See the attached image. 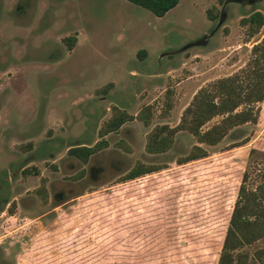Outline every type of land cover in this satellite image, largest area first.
I'll list each match as a JSON object with an SVG mask.
<instances>
[{"label":"rangeland","instance_id":"374dc122","mask_svg":"<svg viewBox=\"0 0 264 264\" xmlns=\"http://www.w3.org/2000/svg\"><path fill=\"white\" fill-rule=\"evenodd\" d=\"M15 1L0 0V43L36 28V48L12 40L10 54L0 50V264H217L241 174L249 163L252 184L264 167V97L254 123L204 146L202 158L178 163L194 144L183 131L163 153H146L144 140L156 124L174 126L200 86L243 65L264 35V23L250 37L238 23L251 6L227 3L211 30L218 0H177L162 16L129 0H37L33 22L20 26L30 14L15 16ZM254 7L264 16V0ZM66 33L73 50L50 60ZM146 105L148 125L132 118L103 136L94 174L91 159L66 154L100 140L113 106L134 117ZM137 162L154 170L125 178ZM262 245L241 249L246 264H258L252 252Z\"/></svg>","mask_w":264,"mask_h":264},{"label":"trees","instance_id":"16d2710c","mask_svg":"<svg viewBox=\"0 0 264 264\" xmlns=\"http://www.w3.org/2000/svg\"><path fill=\"white\" fill-rule=\"evenodd\" d=\"M140 5L156 16H162L174 7L177 0H129ZM224 7L233 0H218ZM245 4L249 0H238ZM251 10L239 18L240 26L246 27L248 37L257 33L264 23L263 14L254 7L255 0H251ZM210 10H206L209 20L214 18ZM214 30V27L211 28ZM144 51L139 50L136 55L143 58ZM164 93V109L167 111L171 104ZM264 97V35L251 44L247 59L237 70L229 75L216 78L200 86L191 96L187 105L181 110L177 123L174 126L156 124L146 134L144 151L149 154L166 152L173 144L178 131L192 136L194 144L188 153L179 158L178 163L196 160L206 156L204 146H213L224 138L230 131L246 123H254L258 115L257 104ZM151 106H144L138 110L134 117L126 114L122 109L113 106L110 116L102 123L98 130L100 140L92 145H78L67 149L66 154L85 163L93 161L89 172H96L100 165L97 152L106 145L103 136L115 131L124 122L135 118L143 125L150 121ZM215 120L207 124L212 119ZM128 149V147L126 148ZM253 150L250 151V153ZM113 171H120V161L111 159L106 162ZM264 166V163H263ZM154 170V166L137 162L125 173V178L132 179L141 174ZM256 179L249 184V163L243 170L237 188L236 198L233 202L227 226L222 238L217 264H246L247 253L241 249L255 241L264 238V167L255 168ZM252 257L258 264H264V245L252 252Z\"/></svg>","mask_w":264,"mask_h":264},{"label":"flooded vegetation","instance_id":"af4514ba","mask_svg":"<svg viewBox=\"0 0 264 264\" xmlns=\"http://www.w3.org/2000/svg\"><path fill=\"white\" fill-rule=\"evenodd\" d=\"M26 1H28V0H16L13 4H12V6H13V10H14V15L15 16H17V15H19V14H24V13H27V12H29V16L27 17V19H23V20H21V21H18V22H15V24L16 25H20V26H22L23 24H29V22L32 20V22H33V17H34V13H35V11H36V7H37V0H31V5L29 6V9H28V11H26L25 12V9H24V6H25V4H23V3H25ZM48 5V4H47ZM0 8H2V4L0 5ZM84 11V10H83ZM33 15V16H32ZM54 17L52 16V17H48L47 18V22H45L43 25H42V27H41V30L40 31H42V30H48V29H51L52 28V24H53V22H54ZM31 22V23H32ZM77 24H80V26L83 28V26L81 25V22L80 21H78V22H76V25ZM75 25V26H76ZM36 26H37V23H36ZM72 27V26H71ZM71 27H69L68 29H66L65 31L67 32L69 29H71ZM38 28V27H37ZM31 30V29H30ZM29 30V31H30ZM36 30V28H34L33 30H31L32 32H31V34H30V36L29 37H26V38H21L20 36H17V35H10L11 37L9 38V43H7L6 45H4L3 43H0V50H4L5 52H9V54L11 53V50H12V48H11V45H10V42L12 41V40H15V41H17V42H19L21 45V48L22 49H25V51H28V50H33V49H35L36 47H34L33 45H32V42H31V40H33V35H34V33H33V31H35ZM55 36H56V34H55ZM75 35L74 34H71V35H68L67 33L65 34V36H63V37H61V39H59L58 41L55 39L54 41H55V45L56 44H59V43H62V45H64V49L63 50H61V48H59V53H58V55H56L55 57H53V58H51L50 60H53V61H57L59 58H61L65 53H68V52H71L72 50H73V48H74V44H75V37H74ZM32 38V39H31ZM0 41H1V39H0ZM14 43V42H13ZM5 67V65L2 67V69ZM6 68V67H5ZM4 68V69H5ZM6 70V69H5ZM7 90V88H5V86L3 87V89L2 90H0V100H4V97H6V90ZM94 174V173H93Z\"/></svg>","mask_w":264,"mask_h":264},{"label":"water","instance_id":"95a60500","mask_svg":"<svg viewBox=\"0 0 264 264\" xmlns=\"http://www.w3.org/2000/svg\"><path fill=\"white\" fill-rule=\"evenodd\" d=\"M250 1H251V0H250ZM224 18H225L224 13L221 15V12H220V14H219V18H218V20H217V22H216V24H215V28H214V29H216V28H218V27L220 26V24L224 21ZM212 32H213V31H211V32L205 34L206 39L209 38V37L211 36Z\"/></svg>","mask_w":264,"mask_h":264},{"label":"crops","instance_id":"0c3cea01","mask_svg":"<svg viewBox=\"0 0 264 264\" xmlns=\"http://www.w3.org/2000/svg\"><path fill=\"white\" fill-rule=\"evenodd\" d=\"M234 2H239L238 0H233ZM233 1H230V2H233ZM259 2L260 0H255V2ZM245 4H248L249 6H251L252 5V2L249 0V1H247ZM221 8H222V6H221ZM221 8H220V11H221ZM219 14H220V12H219ZM218 18H219V15H218ZM218 20V19H217ZM217 22V21H216ZM216 24V23H215ZM214 28H215V25H214ZM217 29V28H216ZM215 30V29H214Z\"/></svg>","mask_w":264,"mask_h":264}]
</instances>
